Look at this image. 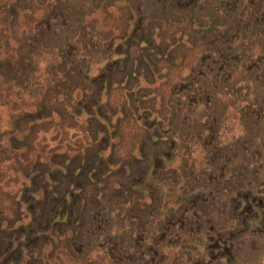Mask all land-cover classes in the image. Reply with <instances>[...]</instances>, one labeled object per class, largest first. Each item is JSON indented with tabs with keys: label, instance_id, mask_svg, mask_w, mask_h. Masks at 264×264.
I'll return each mask as SVG.
<instances>
[{
	"label": "trees",
	"instance_id": "1",
	"mask_svg": "<svg viewBox=\"0 0 264 264\" xmlns=\"http://www.w3.org/2000/svg\"><path fill=\"white\" fill-rule=\"evenodd\" d=\"M225 1L0 0V23L12 33L0 35V78L9 89H17L16 96L23 93L31 99L30 109L12 122L13 129L22 132L19 137L14 135L15 142L20 143L19 148L32 150L33 145L40 144L36 134L45 126L54 129L53 138L59 144L47 151V161L38 158L44 149L37 146L40 151L35 161L22 158L20 173L28 183L23 185L18 201L11 203L13 217L5 218L4 208L0 213L6 225H0V264H44L34 253L47 244L34 240L45 237L56 239L50 248L60 254H91L98 250L96 243L106 241L112 246L102 249L96 259L101 257L99 260L106 264H148L154 258L151 252H159L155 246L163 238L161 233L176 224L186 227L187 234H196L199 229L202 256L208 252L213 224L195 202L206 204L205 195L218 188L216 183L190 187L172 201L169 209L152 217L151 221L157 222L151 226L144 213L156 206L155 193L164 184L178 183L183 162L195 165V145L187 140L198 137L201 142V136H215L211 128L218 125L216 116L212 118L204 111V122L199 125L192 121V115L198 105L210 108L212 101L218 100L212 88L219 81L209 80L218 76L211 68L199 72L202 63L199 59L191 62V48L197 43L219 45L213 52L221 56V68L239 60L238 69L250 64L246 54L231 59L236 51L229 41L236 39L235 34L229 40L228 27L212 19ZM116 2L124 4L121 16L113 18L106 6ZM102 7L106 14L100 19L95 12ZM237 22L242 24L239 18ZM247 25L252 28L251 21ZM187 51L189 55L183 57ZM98 64L96 74L90 75L92 66ZM222 71L227 73L228 68ZM237 72H230L231 78ZM40 74L45 76L42 80ZM207 98L210 101L205 104ZM216 106L215 102L217 113ZM248 121L244 123L247 127L251 126ZM245 131L253 134L248 128ZM217 145L205 147L208 157L202 165L207 168L201 177L222 170L225 158L231 156L227 145ZM182 150L186 160L176 163L175 156ZM43 166L52 168L51 173ZM180 177L185 182L192 178L185 172ZM250 186L253 196H264L260 185ZM3 194L0 183V196ZM253 196L238 197L236 213L243 208L253 210ZM263 208H255L253 216L242 219V224L250 229L258 215V221L263 222ZM234 222L238 226V218ZM118 227L125 228L118 231ZM148 237L147 250L135 246ZM22 245L25 253L20 250ZM117 255L129 258L114 260Z\"/></svg>",
	"mask_w": 264,
	"mask_h": 264
},
{
	"label": "rangeland",
	"instance_id": "2",
	"mask_svg": "<svg viewBox=\"0 0 264 264\" xmlns=\"http://www.w3.org/2000/svg\"><path fill=\"white\" fill-rule=\"evenodd\" d=\"M123 4L124 2H116L114 5L106 6L107 12L112 15L113 18H118L121 16L122 11L120 7H123ZM221 5L222 8L220 9L218 7L219 10L212 19L217 20V24L222 22L221 24L223 26L228 27L229 32L227 35L229 40L235 34L234 37L236 39H232L231 42L229 41V44L234 50L233 52L236 51V53L230 55V57L232 59L236 57L237 54H246L249 56L250 64L248 63L249 65L243 69H238L241 62V60H239L237 63L232 62L229 67L221 68L220 62L222 63V61H219L221 56H216V53L213 52V48L219 47V45L215 43L208 44V46L204 43H197L196 46L191 48L193 51L190 55L188 51L184 54L183 57L189 55L191 62H196V59H199V62L202 63V68L200 67L201 69H199V72L211 68L212 74L215 73L218 78H209V80L212 79V81L214 80L215 82L219 81L217 86L212 88V92L216 91V98L218 100L212 101L210 108H208L207 105H205L206 108H203L205 107L203 104L198 105L193 112L192 121H197L199 125L202 124L206 116L204 113L205 111L212 118L216 116L218 125L211 128L215 134L212 138L210 136H201V142L197 140L198 137L196 139H186L195 145L194 148L196 150L194 156H192V159H196L194 160L195 165H193V163L186 165L185 162H183L178 173L179 176L177 175L178 183L164 184L159 193H155V197L158 198L156 206L161 207L159 208L160 212H157V207L154 206L153 209L147 210L146 213H144L146 223L148 226H151L157 222H152L151 220L154 219L152 217L162 213V209L166 207L169 209L172 201L175 200L177 196L188 192L190 187L199 189L197 188L199 187V183L201 185L216 183V185H219L218 188L212 194L206 193L205 195L207 198L206 204L203 202H201L202 204H197V201L195 202L198 207L203 208L208 216L211 217V223L214 228L211 231L212 245L208 252L202 256L203 250L198 246L200 238L199 229L196 234H187L185 233L186 227H180V224H176L174 227H171L167 233H161L163 238L159 239V242H157L158 244L155 246L157 247L156 250H159V252L157 254L154 251L151 252L150 257L154 256V258L153 261L148 264H264V221L259 222L258 218L260 216L258 215L256 221H252L253 225L250 229H248L245 224H242V219L247 220L252 217L254 209L264 205V196L262 198H260V196H253L255 193L250 186L257 184L260 185L258 188L260 191L264 189V0H237V2H234V0H227ZM104 11L105 7H102L99 8L95 14L97 13L99 18L102 19L106 14ZM1 16L2 10H0V17ZM237 18L241 19L242 24L237 22ZM249 21L252 22V28H250L251 25L249 27L247 25L248 28L246 27ZM18 22L22 24L23 21L19 19ZM19 23L17 25H19ZM234 24L237 27H235ZM4 27L5 26H2L0 23V35L7 36L8 34H12L9 31L10 29L6 30ZM236 31L238 32L237 36ZM249 31L252 32L249 33ZM225 33L226 31L223 35ZM215 35H221V33H215ZM217 61L219 62L215 64ZM100 66L101 64L93 65L90 75H95L97 68ZM227 68V73H220L224 72L222 70ZM235 70L238 72L231 78L230 72H235ZM219 76H222L225 82H223ZM44 77L43 74L39 76L40 80ZM225 83L227 84L224 87L222 84ZM14 90L17 91V89H9L8 84L0 78V167H2L0 183L4 191V194L0 196V213L4 211L2 210L4 208L5 212L3 216L7 215V217L4 216L5 218L13 217L11 211L15 210L11 203L18 201L21 197L23 185L28 183L24 175L20 173L22 158L26 159L25 162L35 161L37 159V152L38 150L40 151L37 147H42L44 151H41L42 153L39 154L38 158L43 162L47 161L46 159H48L50 155V153L47 155V151L59 145L57 143L58 140L53 138L55 137L53 133L54 129L51 128L48 130V127L43 126L42 130L36 134L40 144L33 145L34 147L37 146L35 147L37 150H33L32 145V150L29 147L19 148L17 146L20 145V143L15 142L16 139L14 135L16 134V137H19L22 132L19 129H13L12 122L17 115L30 109V105L28 104L31 99L23 93L19 96L21 98H19L14 94ZM209 101V98H207L204 100V103L207 104ZM215 102L217 105L216 107H218L217 113L214 109ZM242 116H244V118H242ZM247 119H249L248 123H250L251 126L247 127L244 124ZM213 122H215V120ZM246 128L253 134H247L245 131ZM42 137H44V141H40ZM213 139L219 144L217 145L213 142ZM33 140H35V138H33ZM214 145H217L218 148L227 145V150L229 149L228 153L229 155L231 154V156L225 158L226 164L222 167V170L214 171L212 174L209 173L207 178L201 177L203 168H207L202 165L203 162H206L205 158L208 157L205 152L207 151L205 147ZM220 149L222 150V148ZM170 150L168 151L169 154L172 153ZM200 150L204 152V155ZM222 151L225 152L226 150L223 149ZM182 153H185L184 150L180 151V154H176V163H179L182 159L186 160ZM198 154H200V157ZM192 159H190L189 162H191ZM4 160H7V162ZM42 168L44 171L48 170L49 173H51L50 169L52 168H45L44 166ZM183 172L191 174L192 178L189 182H185V180L180 177ZM196 178L198 183L195 184ZM206 180L208 182L203 184ZM245 196H253L254 200L251 203L256 205L254 206L255 208L253 210H250V208H243L236 213L238 197L243 199ZM166 203L168 204L165 206ZM21 210H24L23 206ZM262 211L264 213V208ZM18 214L19 212L16 217H18ZM21 214H23L21 216L22 218H27V215L24 216V213ZM134 214L132 218L137 215V213ZM3 216L0 215V225H5ZM236 218H238V226H236L234 222ZM262 219L264 220V218ZM124 228L118 227V231H123ZM124 230L128 231L129 226ZM150 232H152V230H150ZM139 235H142V232H140ZM19 239L20 242H23L21 236H19ZM99 239H101V237H99ZM34 241L37 243L41 241L45 243V245L47 244L39 252L34 253V255H39L40 259L43 258L44 264H102V262L106 264L104 260H101L102 262L99 260L101 257L98 259L95 257L98 254L102 255V249L105 250L112 246L106 241L98 242L94 245V247L98 249L97 252L91 254H89V252H77L75 256H73V254L67 255V253L66 255L64 253L60 254L57 250L52 251L50 244L56 243V239L52 240L50 237H45ZM146 241H151V239L148 237L137 244L135 241L133 245L136 244L135 246L137 247L140 245L144 250H147L149 243ZM24 247L25 245H22L20 250L25 253L26 249H24ZM49 252H53V255L50 256ZM162 253L164 257H161V255H163ZM58 254H60L58 256L60 260L57 259ZM89 256H91L90 259L88 258ZM126 258L129 257H126V255L119 257V255H117L114 260L119 261V259H122L120 261H125L124 259ZM146 259L149 260L150 258L148 257ZM26 260L27 258H24V261ZM117 264H120V262Z\"/></svg>",
	"mask_w": 264,
	"mask_h": 264
}]
</instances>
